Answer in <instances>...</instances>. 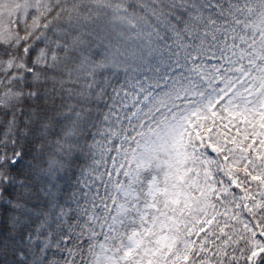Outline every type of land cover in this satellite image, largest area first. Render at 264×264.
<instances>
[{
    "label": "snow or ice",
    "instance_id": "6c2138e0",
    "mask_svg": "<svg viewBox=\"0 0 264 264\" xmlns=\"http://www.w3.org/2000/svg\"><path fill=\"white\" fill-rule=\"evenodd\" d=\"M0 264H264V0H0Z\"/></svg>",
    "mask_w": 264,
    "mask_h": 264
}]
</instances>
